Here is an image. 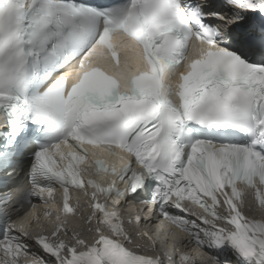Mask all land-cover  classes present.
I'll return each mask as SVG.
<instances>
[{
  "label": "snow or ice",
  "instance_id": "6c2138e0",
  "mask_svg": "<svg viewBox=\"0 0 264 264\" xmlns=\"http://www.w3.org/2000/svg\"><path fill=\"white\" fill-rule=\"evenodd\" d=\"M0 177V264H264V0H0Z\"/></svg>",
  "mask_w": 264,
  "mask_h": 264
},
{
  "label": "rangeland",
  "instance_id": "374dc122",
  "mask_svg": "<svg viewBox=\"0 0 264 264\" xmlns=\"http://www.w3.org/2000/svg\"><path fill=\"white\" fill-rule=\"evenodd\" d=\"M78 223L82 224V223H83V221H79V220H78Z\"/></svg>",
  "mask_w": 264,
  "mask_h": 264
},
{
  "label": "bare ground",
  "instance_id": "6f19581e",
  "mask_svg": "<svg viewBox=\"0 0 264 264\" xmlns=\"http://www.w3.org/2000/svg\"><path fill=\"white\" fill-rule=\"evenodd\" d=\"M70 219H71V217H70ZM77 223H78V220H77Z\"/></svg>",
  "mask_w": 264,
  "mask_h": 264
}]
</instances>
